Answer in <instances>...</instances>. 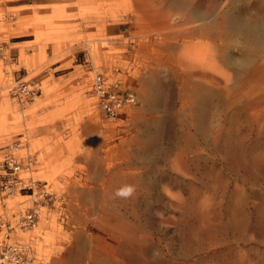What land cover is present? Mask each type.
<instances>
[{"label": "rangeland", "instance_id": "obj_1", "mask_svg": "<svg viewBox=\"0 0 264 264\" xmlns=\"http://www.w3.org/2000/svg\"><path fill=\"white\" fill-rule=\"evenodd\" d=\"M197 1L0 0V162L21 138V176L48 192L0 188V241L38 200L13 235L34 264H264V50L229 29V0H200L218 3L204 21ZM97 73L135 94L120 118ZM18 80L39 89L26 108Z\"/></svg>", "mask_w": 264, "mask_h": 264}, {"label": "built area", "instance_id": "obj_2", "mask_svg": "<svg viewBox=\"0 0 264 264\" xmlns=\"http://www.w3.org/2000/svg\"><path fill=\"white\" fill-rule=\"evenodd\" d=\"M4 47L0 44V61ZM92 91L97 98V105L101 112L109 119H117L136 103V96L131 91L123 90L119 82H110L102 73L95 74ZM39 89L23 80L16 81L9 89V94L21 108L38 95ZM24 147L20 139L10 142L3 147V158L0 162V188L4 194L24 193L26 196L40 198L48 196L45 186L37 185L32 178L21 175L29 171L33 160L29 156H19L17 152ZM32 192V195H28ZM45 206L34 200L33 206L19 212L15 217V225L6 226L7 233L0 241V264H34L35 250L31 243L23 242L16 235L19 230L29 231L38 227Z\"/></svg>", "mask_w": 264, "mask_h": 264}, {"label": "bare ground", "instance_id": "obj_3", "mask_svg": "<svg viewBox=\"0 0 264 264\" xmlns=\"http://www.w3.org/2000/svg\"><path fill=\"white\" fill-rule=\"evenodd\" d=\"M240 0H229L228 3V17L227 24L229 29L236 34H243L246 43L255 45L258 48L264 50V0H261L262 3L255 5L251 3L249 6L245 5L243 7H238V2ZM202 1H197L193 4V13L199 18L200 21H204L205 18L217 9V4L211 8L210 11L205 12L202 7ZM209 7V6H208ZM249 8V10H248ZM251 9L255 12L251 13ZM209 13V14H208ZM254 53L251 49L244 52L243 55L236 56L230 55V61L240 67L244 66L246 63L252 61Z\"/></svg>", "mask_w": 264, "mask_h": 264}, {"label": "clouds", "instance_id": "obj_4", "mask_svg": "<svg viewBox=\"0 0 264 264\" xmlns=\"http://www.w3.org/2000/svg\"><path fill=\"white\" fill-rule=\"evenodd\" d=\"M133 192V189L131 187H125L124 189H121L117 195H121V196H129L131 195Z\"/></svg>", "mask_w": 264, "mask_h": 264}]
</instances>
